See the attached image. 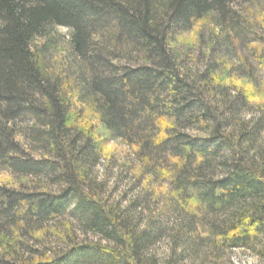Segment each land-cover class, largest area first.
Masks as SVG:
<instances>
[{"label":"trees","instance_id":"1","mask_svg":"<svg viewBox=\"0 0 264 264\" xmlns=\"http://www.w3.org/2000/svg\"><path fill=\"white\" fill-rule=\"evenodd\" d=\"M58 26L73 72L37 43ZM259 30L264 0H0V168L35 181L0 185V264H213L233 250L264 264ZM180 34L203 44L202 69ZM84 114L130 149L145 201L105 197L104 139ZM157 189L175 219L165 259L151 251L161 219L142 220Z\"/></svg>","mask_w":264,"mask_h":264},{"label":"rangeland","instance_id":"2","mask_svg":"<svg viewBox=\"0 0 264 264\" xmlns=\"http://www.w3.org/2000/svg\"><path fill=\"white\" fill-rule=\"evenodd\" d=\"M239 4V3H237ZM258 32V31H257ZM260 35H264L262 32ZM49 35L45 41V39H38L37 43L43 44L45 43L47 46V58L50 66L60 69L65 68V70L70 69V72L74 71V67H76V60H74V55L70 49V30L66 27H53L46 34ZM254 34H251L253 36ZM196 36V35H195ZM195 36L190 34H180L178 35V42L184 43L183 45L188 48V52L190 49L192 50L191 54H188L186 59L189 60V66H191L193 71L197 69H202L207 63V56L204 57L203 54H206L204 50V46L198 43H195ZM254 37V36H253ZM47 40L49 42H47ZM192 41V44L190 45ZM194 43V44H193ZM211 57L208 60H213L216 54L211 53ZM132 57H135L134 55ZM185 58V57H184ZM193 61V62H192ZM141 61H133L129 65L136 66V64ZM229 64H236L237 62L231 57L229 58ZM124 60H120L116 62V65H124ZM126 65V64H125ZM249 116V115H248ZM82 119L85 122H90L91 126L87 125L88 128L94 129V132L101 131L100 136L104 139V150L102 151V157L99 160V163L93 170L94 177L97 183H103L105 185V197L110 199V202L120 203L122 206H126L127 204L135 201H145L144 193L147 191L146 183L148 179V175L144 173L141 169L140 164L130 151V149L123 144L120 140H107L106 132L101 130V127L95 119H88L84 114L82 115ZM250 117V116H249ZM94 118V117H93ZM18 129L26 130L24 123H18ZM108 137V136H107ZM23 181L24 185H31L35 183L30 179H18L9 173L3 171L0 168V185L5 184L13 187H17V183ZM41 183V182H40ZM45 183V182H44ZM43 183V184H44ZM46 184V183H45ZM157 188V187H154ZM52 191L57 190L56 187H51ZM157 196H151L148 200V204L142 213V220L144 222L150 221V219L158 218L161 219L162 224L164 225L166 235H164L160 241L152 247V253L158 257L159 259H165L169 257L171 254V246H170V238L169 235L171 233V228L175 225V219L172 215H169V207H166L167 201L166 196L163 192L154 190ZM167 211L168 216L162 217L160 214L163 211ZM51 227V226H50ZM90 239L94 237L89 236ZM52 240V238H51ZM49 240L48 242H50ZM53 241V240H52ZM51 243V242H50ZM54 242L51 243V245ZM211 260L201 264H211ZM184 264H191L186 262ZM198 264V263H197ZM213 264H261L258 260L254 259L248 252L243 250H233L226 252L221 260L214 261Z\"/></svg>","mask_w":264,"mask_h":264}]
</instances>
